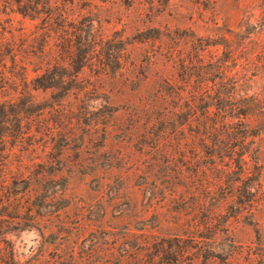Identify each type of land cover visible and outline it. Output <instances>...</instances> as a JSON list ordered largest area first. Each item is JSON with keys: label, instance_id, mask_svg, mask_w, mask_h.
<instances>
[{"label": "rangeland", "instance_id": "1", "mask_svg": "<svg viewBox=\"0 0 264 264\" xmlns=\"http://www.w3.org/2000/svg\"><path fill=\"white\" fill-rule=\"evenodd\" d=\"M0 264H264V0H0Z\"/></svg>", "mask_w": 264, "mask_h": 264}]
</instances>
